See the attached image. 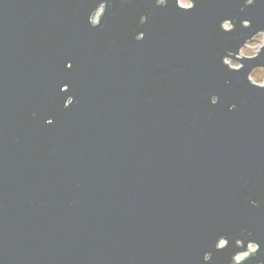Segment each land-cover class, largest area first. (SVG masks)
Here are the masks:
<instances>
[{"label":"water","instance_id":"obj_1","mask_svg":"<svg viewBox=\"0 0 264 264\" xmlns=\"http://www.w3.org/2000/svg\"><path fill=\"white\" fill-rule=\"evenodd\" d=\"M190 1L0 0V264L264 260V0Z\"/></svg>","mask_w":264,"mask_h":264},{"label":"clouds","instance_id":"obj_2","mask_svg":"<svg viewBox=\"0 0 264 264\" xmlns=\"http://www.w3.org/2000/svg\"><path fill=\"white\" fill-rule=\"evenodd\" d=\"M255 3V0H246V5L251 6ZM158 6H164L165 5V0H157ZM188 7H194V5L188 6ZM245 26L251 27V21H245ZM259 53L257 51H254L253 53L249 54L246 56L249 59H255ZM234 68H241L242 65L240 64H234ZM264 68V67H262ZM254 206L259 205V201H253L252 202ZM249 235L251 236L252 233L250 232ZM224 240H226V237L222 239L220 246L217 248V250H224L226 248V244L224 243ZM243 246V241H238L237 242V247H242ZM260 244L257 243L254 240L249 241L248 246L246 250L240 252L237 251L232 255V261L231 264H237V262H242V264H247L248 261H250L254 257H258L259 252H260ZM209 258H212V253H208L205 256V260H210ZM258 264H264V260H259Z\"/></svg>","mask_w":264,"mask_h":264},{"label":"rangeland","instance_id":"obj_3","mask_svg":"<svg viewBox=\"0 0 264 264\" xmlns=\"http://www.w3.org/2000/svg\"><path fill=\"white\" fill-rule=\"evenodd\" d=\"M179 3L182 6L188 7L191 6V1L190 0H179ZM103 12V8H100L97 12V14L95 15V20L99 19V15ZM224 27L226 29L231 28V23L230 22H225L224 23ZM264 43V34L263 33H259L258 35L255 36L254 39L250 40L247 42V45L244 46L239 54V57L242 56H248L249 54L253 53L254 51H260L262 45ZM226 62L233 67L234 64H240V62H238L235 59L232 58H227ZM241 65V64H240ZM250 78L252 80V82L257 83V84H264V69L262 68H258L255 69L251 75Z\"/></svg>","mask_w":264,"mask_h":264},{"label":"snow or ice","instance_id":"obj_4","mask_svg":"<svg viewBox=\"0 0 264 264\" xmlns=\"http://www.w3.org/2000/svg\"><path fill=\"white\" fill-rule=\"evenodd\" d=\"M69 66V68H71L72 67V65L70 64V65H68ZM209 259H211V258H209Z\"/></svg>","mask_w":264,"mask_h":264}]
</instances>
